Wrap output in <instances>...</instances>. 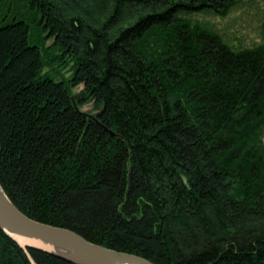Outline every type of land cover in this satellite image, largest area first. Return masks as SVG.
<instances>
[{"label":"trees","instance_id":"trees-1","mask_svg":"<svg viewBox=\"0 0 264 264\" xmlns=\"http://www.w3.org/2000/svg\"><path fill=\"white\" fill-rule=\"evenodd\" d=\"M240 1L0 0L10 202L154 264H264V23L236 49L191 17ZM0 264L71 263L0 230Z\"/></svg>","mask_w":264,"mask_h":264},{"label":"water","instance_id":"water-1","mask_svg":"<svg viewBox=\"0 0 264 264\" xmlns=\"http://www.w3.org/2000/svg\"><path fill=\"white\" fill-rule=\"evenodd\" d=\"M70 99L78 114L97 120L92 114L80 110L72 96ZM102 126L111 136L118 135L107 126ZM0 230L21 248L38 249L71 264H154L138 255L89 242L70 229L40 222L26 216L10 202L1 187ZM16 237L33 239L50 246V249L30 244L21 245Z\"/></svg>","mask_w":264,"mask_h":264},{"label":"rangeland","instance_id":"rangeland-1","mask_svg":"<svg viewBox=\"0 0 264 264\" xmlns=\"http://www.w3.org/2000/svg\"><path fill=\"white\" fill-rule=\"evenodd\" d=\"M191 17L206 23L236 49L252 47L263 41L264 0H241L223 17L203 13H194ZM60 72L64 76L69 74L66 69H61ZM79 90L80 85L71 88V93ZM79 109L90 114L95 113L90 102L82 104Z\"/></svg>","mask_w":264,"mask_h":264},{"label":"bare ground","instance_id":"bare-ground-1","mask_svg":"<svg viewBox=\"0 0 264 264\" xmlns=\"http://www.w3.org/2000/svg\"><path fill=\"white\" fill-rule=\"evenodd\" d=\"M16 239L18 240V242L21 245L30 244V245H33V246L50 249V246L45 245V244H41L38 241H35L33 239H30V238H26V237H16Z\"/></svg>","mask_w":264,"mask_h":264}]
</instances>
